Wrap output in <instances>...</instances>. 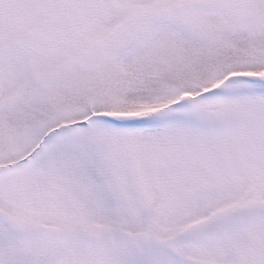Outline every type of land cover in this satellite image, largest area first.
<instances>
[{"label":"snow or ice","instance_id":"6c2138e0","mask_svg":"<svg viewBox=\"0 0 264 264\" xmlns=\"http://www.w3.org/2000/svg\"><path fill=\"white\" fill-rule=\"evenodd\" d=\"M0 264H264V0H0Z\"/></svg>","mask_w":264,"mask_h":264}]
</instances>
